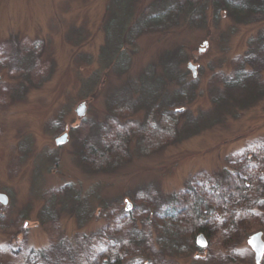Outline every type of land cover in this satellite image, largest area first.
Returning a JSON list of instances; mask_svg holds the SVG:
<instances>
[{"label": "rangeland", "instance_id": "1", "mask_svg": "<svg viewBox=\"0 0 264 264\" xmlns=\"http://www.w3.org/2000/svg\"><path fill=\"white\" fill-rule=\"evenodd\" d=\"M123 1L0 0V264H255L264 14L214 19L220 7L201 0L203 21L183 12L168 28L119 40L109 35L158 0ZM146 91L154 108L138 101ZM175 97L172 120L157 104ZM241 173L252 208L236 197L212 203L226 195L221 181ZM193 190L214 205L203 220L209 242L170 253L151 220Z\"/></svg>", "mask_w": 264, "mask_h": 264}, {"label": "trees", "instance_id": "2", "mask_svg": "<svg viewBox=\"0 0 264 264\" xmlns=\"http://www.w3.org/2000/svg\"><path fill=\"white\" fill-rule=\"evenodd\" d=\"M131 0H124L123 3L127 4ZM215 4L220 7V11L214 12V19H218L220 12L225 11L226 15L230 18H233L237 21L244 22L250 16H257L258 14H264V0H214ZM202 4L201 0H158L155 2V5L150 7L149 9H145V12L138 18L127 24L119 25L118 31L114 35H109V37L117 36L119 40H121L120 34L123 32L122 40H133L138 35L142 34L145 31L153 30V29H164L168 28L170 25H174L178 22L183 12L188 14L189 19L193 21H203V16L200 18V11L198 12V6ZM197 6V8H196ZM122 17V16H121ZM154 90H159L158 87L152 85ZM182 91H189V87L185 86L179 91V94ZM142 93V97L138 99L140 104L148 105L149 99L151 100L152 108L155 107V103L157 101L154 92ZM185 95L190 96L189 92L181 93V98H184ZM120 98H117L115 101H119ZM182 99L179 100L175 97L172 101L160 102L158 105V109H162L166 111L169 116L173 118L172 109L167 107V105L172 106L174 104L180 105ZM138 103L137 101L135 102ZM177 112V111H176ZM155 130L157 131V127L160 126L155 125ZM162 127V126H161ZM146 135V134H143ZM150 135L147 133V136ZM261 173L262 179L264 180V170L258 171ZM244 173V171H243ZM247 173V168L245 167V174ZM232 175V174H231ZM241 174H236L231 177L224 178V181H221V186H224L226 183L227 190L226 195L223 192H219V195L212 197V203H224L222 198L226 196L236 197L240 203L244 204V207L252 208L253 203L250 188L247 182L243 180ZM225 192V191H224ZM214 193V190H213ZM224 195H223V194ZM179 196L178 201L170 204V208L168 210L167 215H158L152 218V223L157 228L159 233V237L157 238L160 245L166 249L168 252L173 253L175 250H178L177 253L184 254L186 252L191 253V250H195V236L197 234L205 233L206 224L203 220H207L210 218L211 211L213 210V204L209 203L210 199L207 200L203 193H196L194 190L192 192H182ZM190 197L193 200L189 203L182 201L186 197ZM226 203V202H225ZM186 207V209H185ZM187 208L189 210H187ZM2 226H0L1 228ZM108 233V235H107ZM132 233V232H131ZM130 233V234H131ZM129 234V236H130ZM98 237H109L110 239H114L116 242V236H113L111 232H105L103 234L102 231H98L95 233ZM126 238V236H125ZM125 238L121 239V244H126L127 247L123 250L126 253L129 250V244L125 241ZM183 243L185 247H180L179 244ZM100 258L96 259V264H101ZM104 259H108L105 257ZM98 260V261H97ZM120 262V260H117ZM110 264H114L111 262Z\"/></svg>", "mask_w": 264, "mask_h": 264}, {"label": "water", "instance_id": "3", "mask_svg": "<svg viewBox=\"0 0 264 264\" xmlns=\"http://www.w3.org/2000/svg\"><path fill=\"white\" fill-rule=\"evenodd\" d=\"M190 68H192L193 70L195 69L194 65H190ZM195 70H194V76H196L195 74ZM85 109V105H82L78 108V114L81 116L83 114V111ZM67 139V134H64L63 136H61L60 138H58L57 143H63L65 142ZM0 201L3 202V204H7L8 202V197L7 195L0 193ZM198 242L200 245H206L207 241L206 239L203 237V235H199L198 236ZM249 245L254 249L255 251V263L259 264L262 260V257L264 255V240L262 238V232H257L254 233L250 239L248 240Z\"/></svg>", "mask_w": 264, "mask_h": 264}, {"label": "flooded vegetation", "instance_id": "4", "mask_svg": "<svg viewBox=\"0 0 264 264\" xmlns=\"http://www.w3.org/2000/svg\"><path fill=\"white\" fill-rule=\"evenodd\" d=\"M206 234H208V231L207 232H203V233H201V234H198V236L199 235H203V237L206 239V241H207V244H208V237H207V235ZM198 236H196V240H195V245H196V248H200V247H205V246H207V244L206 245H200L199 244V242H198ZM263 258H264V255H263V257H262V260H261V262L259 263V264H263ZM255 264H257V263H255Z\"/></svg>", "mask_w": 264, "mask_h": 264}]
</instances>
